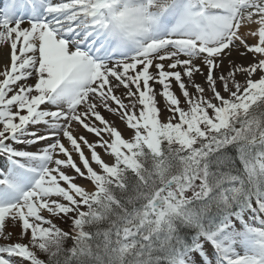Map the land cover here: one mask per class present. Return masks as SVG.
Segmentation results:
<instances>
[{"label": "snow or ice", "instance_id": "6c2138e0", "mask_svg": "<svg viewBox=\"0 0 264 264\" xmlns=\"http://www.w3.org/2000/svg\"><path fill=\"white\" fill-rule=\"evenodd\" d=\"M0 241V264H264V0H6Z\"/></svg>", "mask_w": 264, "mask_h": 264}, {"label": "rangeland", "instance_id": "374dc122", "mask_svg": "<svg viewBox=\"0 0 264 264\" xmlns=\"http://www.w3.org/2000/svg\"><path fill=\"white\" fill-rule=\"evenodd\" d=\"M105 117L107 119H109V120L115 119V117L109 115L108 113L105 114ZM116 124H117L118 128L123 131L125 137H128L130 135L129 131L126 130V126L122 122H120L119 120H116ZM84 136H86L89 139V141H92L94 139V136L92 134L87 133V132H86V134ZM85 151L88 154L87 148H85ZM98 151H100V150L98 149ZM104 156L109 157L106 154ZM104 156H103V158H104ZM105 160H107V159H105ZM109 162H111V160ZM76 182L78 184H81V185L87 184V182L85 180H83L82 178L81 179H78ZM59 226L62 227V228H65L66 227L64 224H59ZM254 226H258V225H254ZM6 227L13 232V239L15 240L16 239L15 233H17L19 231V229L18 228H11V225L10 224L9 225H6ZM0 243H2V241H0Z\"/></svg>", "mask_w": 264, "mask_h": 264}, {"label": "bare ground", "instance_id": "6f19581e", "mask_svg": "<svg viewBox=\"0 0 264 264\" xmlns=\"http://www.w3.org/2000/svg\"><path fill=\"white\" fill-rule=\"evenodd\" d=\"M197 79H199V77H198ZM177 91H178V90H177ZM105 114H106V112H103V115H105ZM79 134L85 135V134H86V132H85V131H83L82 129H80V130H79ZM104 158L110 161V158H109V157H107V156H104Z\"/></svg>", "mask_w": 264, "mask_h": 264}]
</instances>
